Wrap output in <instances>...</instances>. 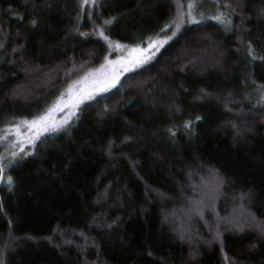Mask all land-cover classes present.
Returning a JSON list of instances; mask_svg holds the SVG:
<instances>
[{
	"label": "trees",
	"instance_id": "16d2710c",
	"mask_svg": "<svg viewBox=\"0 0 264 264\" xmlns=\"http://www.w3.org/2000/svg\"><path fill=\"white\" fill-rule=\"evenodd\" d=\"M176 24L8 165L0 264H264V0H0V128Z\"/></svg>",
	"mask_w": 264,
	"mask_h": 264
},
{
	"label": "rangeland",
	"instance_id": "374dc122",
	"mask_svg": "<svg viewBox=\"0 0 264 264\" xmlns=\"http://www.w3.org/2000/svg\"><path fill=\"white\" fill-rule=\"evenodd\" d=\"M190 3L192 4L191 9L189 8ZM189 4L187 6L189 21H196L199 18H213L212 20H215L217 17H219L218 20H228L224 13L213 16L212 9L207 4L196 5L193 2H189ZM177 28L178 24L174 25L170 33L155 36L145 46L123 44L105 37L111 55L99 66L84 72L71 81L42 113L35 116H44V120L39 126L31 123L35 118L32 117L14 120L0 128V163L4 166L2 178L7 181L6 169L8 165L18 157L30 152L35 141L41 135L69 127L75 121L78 110L85 101L117 85L123 75L151 60ZM262 97L264 99V94ZM13 125H20V127L16 129L11 127ZM45 126L47 130H43ZM207 181L205 196L210 197L217 189L215 185L211 184L213 181L211 178ZM195 205L194 202L192 206ZM238 212L242 213L243 208L238 206L236 213Z\"/></svg>",
	"mask_w": 264,
	"mask_h": 264
},
{
	"label": "snow or ice",
	"instance_id": "6c2138e0",
	"mask_svg": "<svg viewBox=\"0 0 264 264\" xmlns=\"http://www.w3.org/2000/svg\"><path fill=\"white\" fill-rule=\"evenodd\" d=\"M191 7H192V4L190 3V4H189V8L191 9ZM218 18H219V17H217V19H218ZM43 120H44V116L42 115V116H40V117H35L31 123H32L33 125L39 126ZM11 127L16 128V129H19L20 125H13V126H11ZM43 130H47V127L45 126ZM29 143H31V141H29ZM3 172H4V166H3L2 163H0V178H2V176H3ZM7 182H8L9 184L12 183V177H11V176H8V177H7Z\"/></svg>",
	"mask_w": 264,
	"mask_h": 264
}]
</instances>
